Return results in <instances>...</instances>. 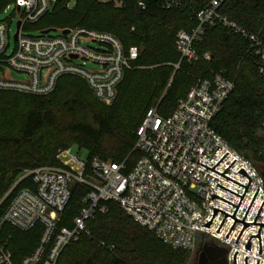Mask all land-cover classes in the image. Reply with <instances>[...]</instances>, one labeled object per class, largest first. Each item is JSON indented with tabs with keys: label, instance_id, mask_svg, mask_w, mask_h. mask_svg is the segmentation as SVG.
I'll list each match as a JSON object with an SVG mask.
<instances>
[{
	"label": "built area",
	"instance_id": "1",
	"mask_svg": "<svg viewBox=\"0 0 264 264\" xmlns=\"http://www.w3.org/2000/svg\"><path fill=\"white\" fill-rule=\"evenodd\" d=\"M57 1L12 0L1 11H12V15L0 21V90L46 96L55 90L61 77L72 75L85 80L99 102L111 105L126 71L138 58V49L126 50L113 35L83 28L26 35L32 31L26 28L51 12ZM194 1L137 0V6L144 11L149 2H159L166 10H183ZM226 1L211 0L197 14L195 29L178 32L176 48L181 60L188 64L197 62L199 56L194 45L203 36L204 26L219 23L248 40L249 50L257 58L259 73L264 76L263 41L220 15L219 9ZM107 2L120 7L125 0ZM15 17L16 30L12 36ZM65 30H69L66 35ZM210 58L209 54L203 56L204 61ZM87 62L99 65L100 70H86ZM10 71L25 75L27 80H13ZM234 89L233 81L215 74L200 80L185 98L179 99L171 116L163 117L157 108L150 109L137 132L135 151L142 156L128 173L125 163L96 158L84 160L80 152L74 153L68 148L57 156L60 167H41L23 174L5 197L13 195L0 217V264H57L62 252L86 231V223L96 213H107L108 202L117 203L136 224L154 233L173 250L194 251L197 238L203 235L226 250L227 264H234L236 253V264H246L247 258L248 264L258 261L264 264V227L260 232L259 255V240L250 238L258 236L261 226H247L238 240L244 224L237 222L227 238L235 220L220 212L214 218L215 208L233 216L245 189L199 165L201 162L213 168L229 154L214 169L223 174L237 161L224 175L246 188L249 180L240 173L244 170L252 184L235 218L243 221L259 189L245 221L253 223L264 203V176L212 128ZM27 178L32 179L35 188L16 191L18 184ZM74 184L87 186L90 191L72 221V228L61 227V216ZM213 194L236 207L212 198ZM209 223V228L204 227ZM256 223L264 224V207ZM6 225L21 232L42 227L38 246L19 262L14 260L8 239L2 235ZM249 240L250 251L245 249Z\"/></svg>",
	"mask_w": 264,
	"mask_h": 264
},
{
	"label": "trees",
	"instance_id": "2",
	"mask_svg": "<svg viewBox=\"0 0 264 264\" xmlns=\"http://www.w3.org/2000/svg\"><path fill=\"white\" fill-rule=\"evenodd\" d=\"M210 1L195 0L183 10H166L159 2H149L142 11L137 0H125L120 7L98 0H58L51 12L26 28L42 32L83 28L111 34L126 50L137 48L138 58L126 71L109 106L94 97L85 80L72 75L61 77L46 96L0 90V217L11 201L13 195L5 197L15 182L37 168L60 167L57 156L62 150L76 147L77 152L85 150L89 159L125 163V172H130L142 156L135 145L147 112L157 108L159 115L171 116L179 99L200 80L215 74L233 81L235 89L212 128L254 165L264 163L259 156L264 149V76L248 40L215 23L204 26L203 36L194 45L197 62L181 60L176 48L178 32L195 29L197 14ZM10 2L0 0V12ZM219 13L264 43V0H227ZM205 54L210 61L203 60ZM34 188L27 178L16 191ZM89 191L84 185L72 186L61 227L72 228ZM106 205L107 213H96L86 223V231L62 252L57 264L188 263L187 251L163 244L117 203ZM2 235L19 262L38 246L42 227L21 232L6 225Z\"/></svg>",
	"mask_w": 264,
	"mask_h": 264
},
{
	"label": "water",
	"instance_id": "3",
	"mask_svg": "<svg viewBox=\"0 0 264 264\" xmlns=\"http://www.w3.org/2000/svg\"><path fill=\"white\" fill-rule=\"evenodd\" d=\"M56 31V29H49V30H45V31H43V34L44 35H46V34H49V33H51V32H55ZM69 33V30H65L64 31V34L66 35V34H68ZM229 154H227L223 159H221L213 168H210V167H208V166H206L205 164H203V163H201L200 162V166H202V167H204V168H206V169H208V170H210V171H212V172H214V173H216V174H218L219 176H221V177H223V178H225V179H227V180H229V181H231V182H233V183H235V184H237L238 186H240V187H242V188H244L245 189V192H244V194H243V197H241V196H239V195H237V194H235V193H233V192H231V191H229V192H231V193H233V194H235V195H237V196H239V197H241L242 199H241V201H240V203H239V206L238 207H236V206H234V205H232V204H230V203H228L227 201H225V200H223V199H221V198H219V197H217L216 195H212V198H218V199H220V200H222V201H224V202H226V203H228V204H230V205H232V206H234V207H236V210H235V212H234V214H233V216H231V215H229V214H227V213H225V212H223V211H221V210H219V209H216L215 208V210H214V218H215V216H216V214H217V212H220V213H222V214H224V215H226V218L227 217H230V218H232L233 220H235V222H234V224H233V226H232V228H231V230H230V232H229V234H228V236H227V238L229 237V235H230V233L232 232V230H233V228H234V226H235V224L237 223V222H240V223H242V224H244V227H243V229H242V231H241V233H240V235H239V237H238V240H239V238H240V236H241V234H242V232L244 231V229L247 227V226H261L260 227V229H259V232H258V236H252L251 238H250V240L252 239V238H257L258 240H259V246H260V252H259V255H261V241H260V232H261V230H262V228L264 227V224H258V223H256V221H257V219H258V217H259V215H260V213H261V211H262V209H263V207H264V203H263V205H262V207H261V209H260V211H259V213H258V215H257V217H256V219L254 220V222L253 223H245V221H246V219H247V216H248V214H249V212H250V210H251V208H252V206H253V204H254V202H255V200H256V197H257V195H258V193H259V189H258V191H257V193H256V195H255V197H254V199H253V201H252V203H251V205H250V207H249V209H248V211H247V213H246V215H245V217H244V219H243V221H240V220H238V219H236L235 217H236V215H237V213H238V211H239V209H240V207H241V205H242V202H243V200H244V198H245V196H246V194H247V192H248V190H249V188H250V186H251V184H252V181L250 180V178L248 177V175L246 174V172L244 171V170H242L240 173L241 174H243L244 176H246L247 178H248V180H249V184H248V186L245 188L244 186H242V185H240L239 183H237V182H235V181H233L232 179H230V178H228V177H226L224 174L237 162V161H235L223 174H221V173H219V172H217L216 170H214L227 156H228ZM219 186V185H218ZM221 187V186H220ZM223 188V187H222ZM225 189V188H224ZM227 190V189H226ZM213 218V219H214ZM226 218H225V220H226ZM225 220L223 221V223H222V225H221V227H220V229L222 228V226H223V224H224V222H225ZM213 221V220H212ZM212 223V222H211ZM211 223H209V224H207V225H205L204 227H210V225H211ZM220 229H219V231H220ZM219 231H218V233H219ZM238 240H237V242H238ZM250 240L248 241V243H247V245H246V247H245V249L246 250H248V251H250L251 250V244H250ZM236 242V243H237ZM237 254V253H236ZM236 254L234 255V264H236V262H235V256H236ZM247 260H248V258L246 259V264H248L247 263ZM260 262L261 261H258V263L257 264H260Z\"/></svg>",
	"mask_w": 264,
	"mask_h": 264
},
{
	"label": "rangeland",
	"instance_id": "4",
	"mask_svg": "<svg viewBox=\"0 0 264 264\" xmlns=\"http://www.w3.org/2000/svg\"><path fill=\"white\" fill-rule=\"evenodd\" d=\"M98 1H99V0H98ZM99 2H101V3H107V0H101V1H99ZM11 15H12V11H7L6 13H5V12H1V13H0V21H5V20H6L7 18H9V16H11ZM16 22H17V17L14 18V22H13L12 27H11V33H12V36L14 35V32H15V30H16ZM26 35H29V36H38L39 33H37L35 30H32V31L27 32ZM51 35H52V34H51ZM12 43H14V42L12 41ZM85 69H86V70H89V71H98V70H100V66L97 65V64L91 63V62H87V63L85 64ZM10 77H11L13 80H16V81H26V80H27V78H26L25 75H23V74H21V73H17V72H15V71H10ZM261 136L264 138V123H263V130H262V132H261ZM73 152H74V153L77 152V148H76V147H74ZM80 153H81L82 158H83L84 160H86L87 157H88L86 151H85V150H81ZM259 156H260V157L263 159V161H264V149H260ZM262 159H261V160H262ZM255 165H256V166L258 167V169L261 171V172H260V171H259V172H260L261 174L264 175V163H262V164H260V165L255 163ZM207 243H214V244H217L216 242L212 241L210 238L205 237V236H203V235H200V236L197 238V242H196L195 250H194V251H190V252L187 253V255H188L189 258H190L187 264H190V262H191V260H192V256H193V254H194L196 251H198L199 248H200L201 246H204V245H206ZM217 245H218V244H217Z\"/></svg>",
	"mask_w": 264,
	"mask_h": 264
},
{
	"label": "flooded vegetation",
	"instance_id": "5",
	"mask_svg": "<svg viewBox=\"0 0 264 264\" xmlns=\"http://www.w3.org/2000/svg\"><path fill=\"white\" fill-rule=\"evenodd\" d=\"M190 264H227L226 250L214 243H207L196 251Z\"/></svg>",
	"mask_w": 264,
	"mask_h": 264
}]
</instances>
